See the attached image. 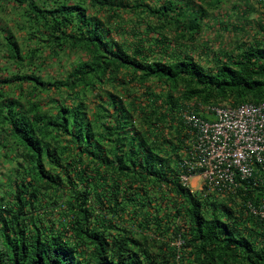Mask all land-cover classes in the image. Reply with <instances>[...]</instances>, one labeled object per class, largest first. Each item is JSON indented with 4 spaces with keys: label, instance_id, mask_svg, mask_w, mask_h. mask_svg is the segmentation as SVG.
<instances>
[{
    "label": "trees",
    "instance_id": "trees-1",
    "mask_svg": "<svg viewBox=\"0 0 264 264\" xmlns=\"http://www.w3.org/2000/svg\"><path fill=\"white\" fill-rule=\"evenodd\" d=\"M228 2L0 0V264H264V190L178 178L185 112L264 103V23L202 40Z\"/></svg>",
    "mask_w": 264,
    "mask_h": 264
},
{
    "label": "built area",
    "instance_id": "built-area-1",
    "mask_svg": "<svg viewBox=\"0 0 264 264\" xmlns=\"http://www.w3.org/2000/svg\"><path fill=\"white\" fill-rule=\"evenodd\" d=\"M209 110V121L188 113L183 116L188 139L180 161L181 182L188 184L197 173L217 191L235 176L253 177L264 185V103ZM257 214L264 217L262 210Z\"/></svg>",
    "mask_w": 264,
    "mask_h": 264
},
{
    "label": "rangeland",
    "instance_id": "rangeland-1",
    "mask_svg": "<svg viewBox=\"0 0 264 264\" xmlns=\"http://www.w3.org/2000/svg\"><path fill=\"white\" fill-rule=\"evenodd\" d=\"M261 1L262 0H229L227 5L224 6L219 13L214 14V18L206 19L201 36L202 40L208 41L207 48H210L212 51H217L222 47L231 48V43L238 40L237 37H239V33H241L238 32L237 34H233L231 26L234 25H239L241 31L245 29L246 32L249 31V33L252 32V34H254L257 27L255 25L256 21L264 23V4H262ZM235 6L237 9H233ZM239 7L240 9L248 7L249 14L246 16L242 15V13L238 12ZM218 17L221 21L225 22L224 26H220ZM121 19L122 21L117 24L121 25L120 33H117V36L128 37L133 30L137 31L136 27H134V25H138V20L135 16L122 13ZM122 32L125 34L122 35ZM202 59H205V56H202ZM10 167L11 165L9 163L0 164V175L3 180L6 179V175L8 174L7 171L10 170Z\"/></svg>",
    "mask_w": 264,
    "mask_h": 264
},
{
    "label": "clouds",
    "instance_id": "clouds-1",
    "mask_svg": "<svg viewBox=\"0 0 264 264\" xmlns=\"http://www.w3.org/2000/svg\"><path fill=\"white\" fill-rule=\"evenodd\" d=\"M246 104H260V103H253V102H247V103H244L242 105H246ZM242 105H239V106H242ZM226 106V105H225ZM225 106H221V105H203V104H199L197 107H199L200 111H204L206 113V119L204 120H211L212 118V114L209 110L210 107H225ZM228 106V105H227ZM239 106H236V107H239ZM230 107V106H229ZM193 114L197 117H199L197 115L196 112H193L192 110L189 109V111L185 112L184 114ZM183 114V116H184ZM201 118V117H199ZM183 120H184V117H183ZM184 124L188 130V126L186 125L185 121H184ZM186 130V132H187ZM187 139L188 137L186 138V140L184 141L186 143V147L183 148L182 152H181V156L183 157L184 156V152L183 151H186L185 149L187 148ZM181 157V159H182ZM181 159L179 160L178 164H177V167L182 171L184 172L183 168H181L180 166V161ZM183 173L179 174L178 175V178L180 177V175H182ZM193 178L190 177V181L188 184L184 185L180 178V183L182 184V186L186 189H188L190 191L191 194L193 195H198L201 197V199H206L207 197H210V196H214L215 195H221V196H235L234 199L237 203L240 204V200L236 197V194L238 191L242 190V191H246V187L247 185H252L253 182L254 184H256V186H260L261 189L257 190L258 191H262L264 190V185L259 183V181L257 179H254L253 177L249 180H245V179H240L238 177H234L231 181L227 182L224 186L221 187V189L219 191L215 190V189H211L209 188L205 182L199 178L198 174L197 173H194L193 175ZM229 183V184H228ZM264 203H261V205L258 206V208H252L250 206L249 203H247L246 205H248L250 208V213L253 214V215H256V216H259L260 219H263L264 220V217H261V215H258L257 212H259V210H262L264 211V208H262L261 206L263 205ZM229 206H231L232 204L229 203L228 204ZM235 209H239V207H235ZM181 243H183V241L181 239H177L174 241V244H176L175 246L178 247V249L180 248L181 246Z\"/></svg>",
    "mask_w": 264,
    "mask_h": 264
}]
</instances>
